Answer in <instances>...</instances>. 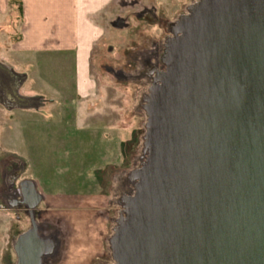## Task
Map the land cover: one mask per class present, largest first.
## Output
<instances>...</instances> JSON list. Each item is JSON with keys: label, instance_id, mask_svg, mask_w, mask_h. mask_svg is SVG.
I'll return each instance as SVG.
<instances>
[{"label": "water", "instance_id": "obj_1", "mask_svg": "<svg viewBox=\"0 0 264 264\" xmlns=\"http://www.w3.org/2000/svg\"><path fill=\"white\" fill-rule=\"evenodd\" d=\"M177 30L114 264H264V0H201ZM19 190L30 228L16 264H43L42 197L30 180Z\"/></svg>", "mask_w": 264, "mask_h": 264}, {"label": "rangeland", "instance_id": "obj_2", "mask_svg": "<svg viewBox=\"0 0 264 264\" xmlns=\"http://www.w3.org/2000/svg\"><path fill=\"white\" fill-rule=\"evenodd\" d=\"M200 1L116 0L113 37L91 52L94 86L88 103L76 98L68 58L58 75L52 72L55 79L42 72L47 84L39 80L33 88L24 65L30 59L13 53L22 33L21 0H0V65L12 69L15 59L22 74L13 87L21 101L7 99L6 143L0 151V161L18 160L0 180V264H16L14 242L30 228L27 208L13 203L15 196L4 199V184L16 192L23 180L37 182L43 199L34 219L44 235L58 240L56 254L50 250L54 256L44 264H114L111 240L126 219L135 173L148 158L146 108L160 86L158 75L167 70L165 54L179 36L178 24ZM15 103L21 107L11 108ZM16 121L21 128L14 127ZM124 172L126 190L114 201L115 180Z\"/></svg>", "mask_w": 264, "mask_h": 264}, {"label": "crops", "instance_id": "obj_3", "mask_svg": "<svg viewBox=\"0 0 264 264\" xmlns=\"http://www.w3.org/2000/svg\"><path fill=\"white\" fill-rule=\"evenodd\" d=\"M21 3L22 33L21 39L14 44L13 53L30 59L29 63L24 65L29 66V81L33 88L39 87V80L47 84L42 72L48 75L47 78L55 79L56 76L52 75V72L58 75L63 69V62L68 58L73 65L76 98L80 96V100L89 103L94 86L91 79V52L98 43L113 37V9L116 0H21ZM12 66V69L7 70L0 65V151L5 149L6 143L4 118L7 113V99L13 100V103L16 99L18 103L21 101L13 91L15 84L20 83L16 77L21 74L15 59ZM45 85L40 88L46 93ZM57 91L61 92L59 89ZM15 106L21 107L15 103L11 108ZM14 111L16 114L19 110ZM14 124L16 128L17 121ZM17 127L21 128L20 125ZM0 167H5L3 160L0 161ZM1 172L0 180H3L5 169ZM33 183L42 197L37 182Z\"/></svg>", "mask_w": 264, "mask_h": 264}, {"label": "bare ground", "instance_id": "obj_4", "mask_svg": "<svg viewBox=\"0 0 264 264\" xmlns=\"http://www.w3.org/2000/svg\"><path fill=\"white\" fill-rule=\"evenodd\" d=\"M178 37H180V34H179V36ZM164 41V40H163ZM161 44V43H160ZM159 43H157L155 46H157L158 47V45H160ZM157 57V55L155 56V58ZM148 64V62H145V64ZM145 64L143 65V66H145ZM144 71V70H143ZM140 76L141 75H143V73H142V69H141V71H140V74H139ZM153 87V86H152ZM156 87V86H155ZM152 95V94H151ZM155 100H154V98H151V104L154 102ZM151 106V105H150ZM149 107V106H148ZM147 107V108H148ZM147 108H146V111H147ZM148 132V131H147ZM146 137H147V134H146ZM12 158V157H11ZM139 164H138V167L140 166V165H142L143 164V161L142 162H138ZM3 164L6 166V168L7 169H5V174H7L6 172H7V170H9L8 168H10V166H14V167H18L17 166V164H18V160L16 159V158H13V159H10L8 162L6 161V160H4V162H3ZM10 165V166H9ZM8 166V167H7ZM127 174H128V172H124V174L123 175H121L119 178L117 177L116 178V180H115V189H114V192H115V195H114V201L116 200V197L119 195V193H121V192H123L124 190H126V188H125V179H123V176H127ZM129 189H130V187H129ZM131 190V189H130ZM4 192H6V194L4 195V199L5 200H10V199H13L14 198V196L16 197V192H12V191H10V187L8 186V187H6V183L4 184V190H3ZM132 192H134V191H132ZM7 197V198H6ZM113 202V201H112ZM5 204H7L6 202H5ZM37 224V223H36ZM39 226H38V224H37V231L39 230ZM38 235H39V237H40V239L41 240H43L44 242H46L45 244H47L48 245V252H44V254H43V257H42V262H44L45 260H47V259H49V258H52V255H51V253H49L50 252V250H52L51 248L53 247V245H52V243H49L48 242V239H46V238H44L43 236H41L40 235V233H39V231H38Z\"/></svg>", "mask_w": 264, "mask_h": 264}, {"label": "flooded vegetation", "instance_id": "obj_5", "mask_svg": "<svg viewBox=\"0 0 264 264\" xmlns=\"http://www.w3.org/2000/svg\"><path fill=\"white\" fill-rule=\"evenodd\" d=\"M141 64L144 65L143 62H141ZM38 231H39V233H40L41 236H43L44 238L48 239V242L49 243H52L53 247H52V250L51 251H55L54 254H56V252H57V241L58 240L56 239L55 235H52V236L51 235L50 236L49 235H44V230L41 227L39 228ZM54 241H56V242H54ZM52 256H54V255H52ZM47 260H45L43 262V264L46 263Z\"/></svg>", "mask_w": 264, "mask_h": 264}, {"label": "built area", "instance_id": "obj_6", "mask_svg": "<svg viewBox=\"0 0 264 264\" xmlns=\"http://www.w3.org/2000/svg\"><path fill=\"white\" fill-rule=\"evenodd\" d=\"M16 198L15 200H20L21 199V194H20V191L19 189L16 190ZM5 204V203H4Z\"/></svg>", "mask_w": 264, "mask_h": 264}]
</instances>
